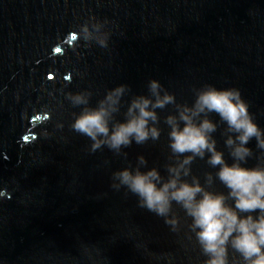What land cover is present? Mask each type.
I'll list each match as a JSON object with an SVG mask.
<instances>
[{"label": "water", "instance_id": "95a60500", "mask_svg": "<svg viewBox=\"0 0 264 264\" xmlns=\"http://www.w3.org/2000/svg\"><path fill=\"white\" fill-rule=\"evenodd\" d=\"M153 80L178 105L191 106L206 85L238 89L264 130V0H0V264H205L179 205L174 231L126 188L112 187L113 174L135 169L140 156L141 171L167 178L175 161L165 119L175 105L156 110L157 141L119 154L92 151L91 139L71 127L83 106L70 94L91 93L95 108L126 85L115 114L123 122L132 99H155ZM209 119L231 165L227 125L215 113ZM246 147L253 155L241 166H264L256 140ZM207 158L193 161L191 176L204 185L211 173L208 190L227 194ZM228 251L229 264H242Z\"/></svg>", "mask_w": 264, "mask_h": 264}, {"label": "clouds", "instance_id": "9594fccd", "mask_svg": "<svg viewBox=\"0 0 264 264\" xmlns=\"http://www.w3.org/2000/svg\"><path fill=\"white\" fill-rule=\"evenodd\" d=\"M82 31L85 39L91 38L87 25ZM97 42L107 47L106 38ZM159 89L162 86L151 81L150 92L155 99L143 95L132 99L123 122L117 121L115 114L120 111L121 98L128 90L126 85L108 91L95 108L88 107L91 93L70 94L68 98L73 106H83L71 127L91 139L92 151L107 146L119 154L133 142L141 145L149 140L157 141L161 131L156 110L175 105L176 114L165 119L170 128L171 157L175 161L167 166V178L156 168L141 171L147 161L140 156L135 169L125 168L113 174L116 183L112 187L126 188L138 198L140 208L164 218L174 231L180 221L173 203L179 205L186 217L191 218L189 229L195 234L203 255L208 257L205 264H229V248L239 254L242 264H264V166H241L253 155L246 147L253 138L257 147L264 149V130L254 123L238 89L206 85L196 91L191 106L178 105L175 97L165 90L161 97ZM211 113L227 125L223 134L233 160L231 165L224 153L217 150L212 134L218 124L209 119ZM206 155L207 164L218 168L215 179L225 186L227 194L208 190L205 185H211V173L207 174L204 185L199 178L191 176L193 161Z\"/></svg>", "mask_w": 264, "mask_h": 264}]
</instances>
